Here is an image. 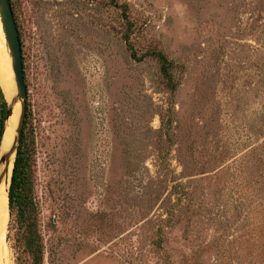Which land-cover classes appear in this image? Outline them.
<instances>
[{"label":"rangeland","instance_id":"1","mask_svg":"<svg viewBox=\"0 0 264 264\" xmlns=\"http://www.w3.org/2000/svg\"><path fill=\"white\" fill-rule=\"evenodd\" d=\"M11 2L43 264H264V0Z\"/></svg>","mask_w":264,"mask_h":264},{"label":"trees","instance_id":"2","mask_svg":"<svg viewBox=\"0 0 264 264\" xmlns=\"http://www.w3.org/2000/svg\"><path fill=\"white\" fill-rule=\"evenodd\" d=\"M89 1L95 2L96 0ZM98 2L120 13L125 27L121 32V39L130 51L131 58L136 60L143 58V56H137V51L132 43L135 26L127 4L120 2V0H98ZM10 3L16 20L11 0ZM144 56H150L157 61L166 86L173 90L175 86L171 74L172 65L166 56L158 51L145 53ZM6 112L7 102L0 86V144L5 128ZM26 127L27 113L25 112L23 133L8 190V210L17 248L15 264H43V243L38 230L37 203L34 196L33 153L27 140Z\"/></svg>","mask_w":264,"mask_h":264},{"label":"bare ground","instance_id":"3","mask_svg":"<svg viewBox=\"0 0 264 264\" xmlns=\"http://www.w3.org/2000/svg\"><path fill=\"white\" fill-rule=\"evenodd\" d=\"M0 86L5 95L6 102L11 107V98L16 93L14 76L11 69V58L6 44L5 35L0 22ZM20 111V103H17L14 114L8 118L5 124L3 144L1 154L8 152L14 147L15 128ZM14 161V153L11 154L8 161V168L5 172L7 163L0 162V174L4 172L3 181L0 185V264H12L10 253L6 243L8 214L7 190L11 176V170Z\"/></svg>","mask_w":264,"mask_h":264},{"label":"water","instance_id":"4","mask_svg":"<svg viewBox=\"0 0 264 264\" xmlns=\"http://www.w3.org/2000/svg\"><path fill=\"white\" fill-rule=\"evenodd\" d=\"M0 22L2 24V29L5 35L6 44L9 50V55L11 58V69L13 72L14 82L16 86V93L13 95V97L10 100L11 107L7 103L6 121L8 120L10 116L14 114V110H15L17 103H20V111L17 116L18 120H17V125L15 128L14 147L12 148V150L10 149L8 152H4L1 154L4 132H3V136H2V140L0 144V162L7 163L5 172L8 168L9 158L11 154L14 153V161H13V166L11 170V176H12L16 154H17L18 147L20 145L21 137L23 133V125H24V118H25V112H26L27 87H26L25 80H24V70H23L20 37H19V32H18L17 24L14 18V14L12 11L10 0H0ZM6 121H5V124H6ZM3 176H4V172L0 174V185L3 181ZM11 176H10V181L8 185V190L10 187ZM8 190H7V198H8Z\"/></svg>","mask_w":264,"mask_h":264}]
</instances>
